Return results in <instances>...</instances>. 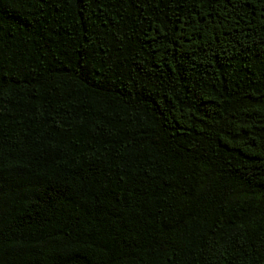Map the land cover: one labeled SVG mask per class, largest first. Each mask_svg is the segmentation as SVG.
Returning a JSON list of instances; mask_svg holds the SVG:
<instances>
[{"label": "trees", "instance_id": "obj_1", "mask_svg": "<svg viewBox=\"0 0 264 264\" xmlns=\"http://www.w3.org/2000/svg\"><path fill=\"white\" fill-rule=\"evenodd\" d=\"M0 264H264V0H0Z\"/></svg>", "mask_w": 264, "mask_h": 264}]
</instances>
